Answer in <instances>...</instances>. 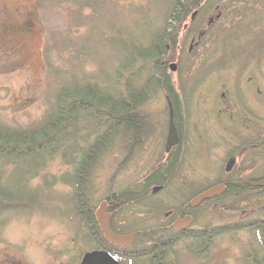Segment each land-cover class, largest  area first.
<instances>
[{"label": "rangeland", "instance_id": "374dc122", "mask_svg": "<svg viewBox=\"0 0 264 264\" xmlns=\"http://www.w3.org/2000/svg\"><path fill=\"white\" fill-rule=\"evenodd\" d=\"M174 2L0 0L1 126L42 125L59 93L84 106L108 102L107 110L136 98L141 120L140 134L132 137L120 127L95 156L86 214L71 180L76 153L55 150L27 182L21 166H4L7 187L20 201L31 197L32 202L16 209L2 205L11 210L0 209V264H79L83 253L96 249L85 216L96 219L110 189L133 186L162 166L169 107L157 78L160 61L133 53L152 51ZM195 10L180 27L174 51L166 48L163 57L179 104L183 141L174 151L177 163L164 189L151 197L162 206L149 210L141 200L117 212L122 234L141 230L128 247L131 253L140 254L156 240L173 243L163 250L155 247L162 259L141 256L127 264H250L264 254V0H212ZM246 37L259 46L254 57ZM75 123L80 154L104 128L80 113ZM229 156L235 163L226 173ZM225 179L231 192L200 206L187 235L171 236L161 227L169 221V208ZM244 180L257 189L238 191ZM200 232L208 243L203 249L194 238Z\"/></svg>", "mask_w": 264, "mask_h": 264}, {"label": "trees", "instance_id": "16d2710c", "mask_svg": "<svg viewBox=\"0 0 264 264\" xmlns=\"http://www.w3.org/2000/svg\"><path fill=\"white\" fill-rule=\"evenodd\" d=\"M203 1L204 3H208L212 0H175L173 6L169 10L161 35L156 37V43L154 47H152V51L143 55L144 57L139 56L138 54L136 55L135 52L133 55L137 58L140 57L143 59H152L155 62H161L164 54L167 53V47L174 51L177 35L180 27L183 23H185L189 11L194 9L198 3ZM190 31L194 32L192 27L189 32ZM126 61H130L129 57H127ZM156 70L158 73L157 78L163 83V85L161 84L162 88L173 102V106L175 108V121L178 123L180 121L177 116L179 104L176 99L174 87L170 82V76L165 73L166 70L165 68H162L161 64L157 65ZM107 103L108 102H97V104L84 106L82 103L80 104L77 100H75L73 96L68 97L59 93L56 99L55 110L42 125L27 130H13L0 125V163H4L0 164V209L11 210V208H6L7 205H15L16 209L20 207V205L30 204L32 202L30 201L31 197L28 198V200L25 199V201H20L17 192H14L7 187L6 182H8V179H5L6 181L4 183V176L2 175L4 166L7 165V163L14 164V168L21 166L20 170H22L24 179L27 182L29 177L33 175L37 168L49 159L55 150L60 149L64 155L76 153V156L78 157L71 180L73 181L72 183L76 190L75 195L80 205L79 209L86 214L88 206L86 196L88 195L87 186L90 177V169L95 160V156L99 154L101 148L105 150L104 145L107 143V139L112 136L113 132H116L118 128L121 127L124 130H139L141 128V120L138 113L134 110V104L121 100L119 102V109L113 108L107 110ZM112 104L113 106L116 105L115 103ZM99 112L104 115L100 120L98 119V116L95 115ZM79 113L82 116H86V118H88L93 125L97 124L96 128L100 126L104 128V133L98 136L96 140L91 143L87 151H83L80 154L76 148L77 142L74 141V138L79 130V127L76 126L78 123H75L76 119H78ZM176 163L177 155L174 154L173 151V154L171 153L168 158V162L164 165V167L154 171L150 176V180L161 183L164 179L168 178L167 175L172 172V168ZM14 168L11 171H13ZM11 174L12 172L9 174V178L11 177ZM253 184L254 183L251 182V180L241 181L239 183L240 189L238 191H242L247 188L257 189L256 185ZM231 187L230 182L225 194L231 192ZM261 191L264 193V188H262ZM121 201L123 200L121 199L120 203H122ZM4 203L6 206H2ZM85 217L90 229H93L91 234L94 236L96 249L108 250L110 245L106 240H104L99 232V229L96 227L93 216L86 215ZM202 235L203 232H200L198 235H194V238L196 237V239H198L197 246L201 249L205 248L206 244L208 245ZM263 241L264 240H261L262 243ZM172 243L173 241H169L168 239L159 242L156 240V243L151 245L152 247L140 252V254L125 253L118 254V256H127L128 260H133L134 257L141 258V256H147L150 261H156L157 256L162 259V252L161 254L159 251V253L156 252L158 249L155 250V247H161L163 250L170 247ZM202 256L203 255L201 254V257ZM250 264H264V254L257 261L256 258L253 259V262Z\"/></svg>", "mask_w": 264, "mask_h": 264}, {"label": "flooded vegetation", "instance_id": "af4514ba", "mask_svg": "<svg viewBox=\"0 0 264 264\" xmlns=\"http://www.w3.org/2000/svg\"><path fill=\"white\" fill-rule=\"evenodd\" d=\"M201 3L202 2L198 3L195 6V8L197 9L195 11L198 12V13H199V8H202L203 5L205 4V3L204 4L203 3L201 4ZM184 27L185 26H182V28H184ZM244 39H245V41L250 40V43H246V44H247L249 49L253 50L252 54H250V55H251V57H254V55H255L254 51L257 52V53L260 51V49L258 48L259 46L256 47V43H255L254 39L251 40L248 37H246ZM248 57H250V56H248ZM163 60L164 59L161 60L160 64H161L162 68L163 69L165 68V70H166V66H165L164 63H167V61L166 60L163 61ZM171 65H170V68L172 67ZM165 73L168 74L167 72H165ZM166 98L168 99V101H167L168 107H169V104H170L171 107H172V110H173V122H174V125H175L177 133H178V143L175 146L171 147V149L169 151H166L165 160H163V162H161L158 165V166L162 165L161 167H163L168 162V158L171 155V153L173 154V151H175L176 149L181 148V141H183V138H182L183 137L182 136V134H183L182 131L183 130H182L181 126H180V123L179 122L177 123L175 121V108L173 106V102L170 100V98L168 96ZM134 99L135 100H133V101L131 100L130 104H134V108H135V102H137V101H136V98H134ZM130 131H131V136L132 137L137 136V134H140V132H141L140 130H137V129L136 130L135 129H131ZM124 132H126V130H124ZM165 144H166V139H165ZM164 150H166V149L164 148ZM232 157H234V156H229V159L232 158ZM163 163H164V165H163ZM230 171H228V172L225 171V165H224V172L229 173ZM151 175H152V173L145 175L141 180H139L137 183L134 184V185H136L138 183L142 184L141 187H140L141 191L139 193L128 192V193H125V194H123L121 196L117 195L119 191H121V190H123L125 188H128V187H132V186H126V187L120 189L117 192H114L111 189L108 191L107 195L104 197L103 201L101 202V204H104V210L100 214V216H101V218L103 220L104 219L107 220L108 227H109L110 231H112L113 233L122 234V230L119 229V228H116V225H117V220L119 222V219H120V216H121V213L119 215V213L117 214V212L120 211L124 207H128L129 205H131L133 203L137 204L141 200H143L144 202L140 203V205L144 206L145 208L146 207L149 208V210H151L150 208H156V207H161L162 206L159 203H152L151 197H153V195L157 194L158 192H161V190L164 189V186L166 185V182H167L168 178L164 179V181H162L160 183V182H157V181L150 180V176ZM229 183H230L229 179L217 181L215 184H213L211 186H208L206 188H203L202 190L198 191L197 193L192 194V196L190 198H188L186 200H181L177 206L169 208L167 210L166 216H168V220L169 221L166 222L165 224H163L161 227H163L164 230L168 231L169 234L171 233L170 234L171 236H173V234L174 235L176 234V235L181 236V237L187 235L191 231V226H193V224H194V221H195V218H196V215H195L196 210L200 206H204L206 204H211L213 202H216V200H218L222 195L213 196V197L208 198V199H202L198 203H196L195 205H193L192 201L197 196H199L201 193H203L204 191H207L211 187H213L215 185H218V184H223L225 186V190L223 192V195H224L226 193L227 189H228ZM121 199L123 200V201H121L122 203H120ZM117 215H118V218L116 217ZM186 217H190L191 218V223L188 226H186L184 228H180V229H177V228L174 227V222L176 220H180L181 221V220L186 219ZM95 218H96L95 219V225L99 229V232L101 233L100 224H99V221H98V219L96 217V214H95ZM197 231H200V230H197ZM130 232H136L137 233L136 237H137L139 235V233L141 232V230L132 229L128 233H130ZM124 234H126V233H124ZM101 235H102V233H101ZM109 245H110V247H109V249L107 251L111 255L115 256L117 261L120 264H127L126 263L127 262V260H126L127 256L120 257V256H118V254L131 253L130 251H128V247H119V246L111 245L110 243H109Z\"/></svg>", "mask_w": 264, "mask_h": 264}, {"label": "water", "instance_id": "95a60500", "mask_svg": "<svg viewBox=\"0 0 264 264\" xmlns=\"http://www.w3.org/2000/svg\"><path fill=\"white\" fill-rule=\"evenodd\" d=\"M178 143V133L176 130V127L173 122V110L171 105L169 104V122H168V128H167V135H166V151H169L171 147L175 146ZM235 163V158H230L226 164H225V171H230ZM141 185L140 183L125 188L118 192V196H121L128 192H136L139 193L141 191ZM225 190V186L223 184H218L207 191H204L199 196H197L192 202L193 205L198 203L202 199H208L213 196L221 195ZM104 210V204L100 205V208L96 211V217L100 224V229L103 234V237L106 241L110 242L112 245L117 246H129L134 242L136 232H130L125 235L115 234L110 231L108 227V223L106 219H102L100 214ZM191 223V218L186 217L184 220H176L174 222V227L177 229L184 228L188 226ZM79 264H119L116 259L111 256L107 251L104 250H92L85 252L80 259Z\"/></svg>", "mask_w": 264, "mask_h": 264}]
</instances>
